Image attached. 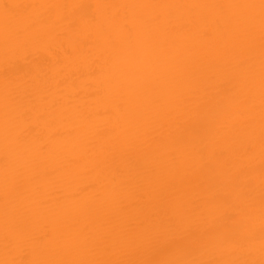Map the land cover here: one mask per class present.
Returning a JSON list of instances; mask_svg holds the SVG:
<instances>
[{"label":"bare ground","instance_id":"obj_1","mask_svg":"<svg viewBox=\"0 0 264 264\" xmlns=\"http://www.w3.org/2000/svg\"><path fill=\"white\" fill-rule=\"evenodd\" d=\"M0 264H264V0H0Z\"/></svg>","mask_w":264,"mask_h":264}]
</instances>
